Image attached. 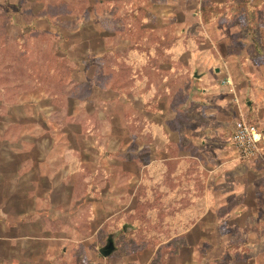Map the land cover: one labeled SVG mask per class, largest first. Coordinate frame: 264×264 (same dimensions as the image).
<instances>
[{"label":"rangeland","instance_id":"374dc122","mask_svg":"<svg viewBox=\"0 0 264 264\" xmlns=\"http://www.w3.org/2000/svg\"><path fill=\"white\" fill-rule=\"evenodd\" d=\"M203 1L237 2L0 0L2 226H70L78 252L107 264H264L262 211L214 198L205 215L203 183L173 198L174 163L142 168L157 127L173 133L196 109V89H222L234 123L264 130V0L250 20L209 24Z\"/></svg>","mask_w":264,"mask_h":264},{"label":"crops","instance_id":"0c3cea01","mask_svg":"<svg viewBox=\"0 0 264 264\" xmlns=\"http://www.w3.org/2000/svg\"><path fill=\"white\" fill-rule=\"evenodd\" d=\"M215 69L218 72V69ZM201 73L196 75L201 82L213 80L208 70ZM194 93H199L196 97L195 112L193 110L184 112L182 115L185 124L173 133H165V128L162 131L157 127V144L150 151L151 155L156 152V157L154 160H147L142 168L145 169L154 162L159 167L164 165L165 168L169 162L174 163L175 170L169 178L174 186L166 188V192H171L173 198L181 197L180 194L184 192L189 198L194 199L195 184L203 183L205 215L214 213V198H227L228 204L233 200L236 211L241 214L247 211L252 215L261 211L264 213V203H261L264 202V163L258 160L260 157H254L255 160L249 158L254 161L248 162L239 159L241 157L238 156L239 152L232 141L235 123L238 120L235 123L233 121V118L238 116L237 106L227 107L229 104L225 102L222 89H216L214 86L204 87L201 92L196 89ZM191 99L194 100V97ZM151 155L147 154V159ZM147 177L149 180V176ZM216 183L222 184L223 190L213 188ZM251 195L250 205L247 198ZM230 213L228 211V214ZM252 221L254 222L253 219ZM1 223L4 224L3 221ZM1 223L0 264H107V258L104 261L88 258L94 250L93 247L86 249L87 256L78 252L70 226H2ZM109 240L110 238L103 247ZM103 247L99 248V252ZM251 253L256 252L251 249ZM245 254V250L241 249L239 255ZM191 257H196L195 251ZM208 262L209 258L205 257L204 263Z\"/></svg>","mask_w":264,"mask_h":264},{"label":"built area","instance_id":"2783aa9c","mask_svg":"<svg viewBox=\"0 0 264 264\" xmlns=\"http://www.w3.org/2000/svg\"><path fill=\"white\" fill-rule=\"evenodd\" d=\"M224 84L232 85V78L227 76ZM264 134L257 125L247 121L244 117L238 119L232 134V141L242 158L263 157Z\"/></svg>","mask_w":264,"mask_h":264},{"label":"trees","instance_id":"16d2710c","mask_svg":"<svg viewBox=\"0 0 264 264\" xmlns=\"http://www.w3.org/2000/svg\"><path fill=\"white\" fill-rule=\"evenodd\" d=\"M228 13H230L231 15L233 14L236 15L238 13H241L245 15L246 20L248 19L250 20L252 16L256 15L257 9L252 4L251 0H237L235 4H231V5L222 4L213 1L202 2L201 16L205 24L212 23L218 17H221ZM255 51H257L258 53H262V49L258 46L256 47ZM262 133L264 134V130H262ZM111 240L112 239H110L109 242H112ZM114 250H115V245H114Z\"/></svg>","mask_w":264,"mask_h":264},{"label":"water","instance_id":"95a60500","mask_svg":"<svg viewBox=\"0 0 264 264\" xmlns=\"http://www.w3.org/2000/svg\"><path fill=\"white\" fill-rule=\"evenodd\" d=\"M113 249H114V243L113 242H109L105 247L100 249V252L104 256H107L113 251Z\"/></svg>","mask_w":264,"mask_h":264}]
</instances>
